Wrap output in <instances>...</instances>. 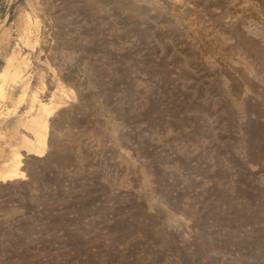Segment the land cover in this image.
<instances>
[{"label":"rangeland","instance_id":"1","mask_svg":"<svg viewBox=\"0 0 264 264\" xmlns=\"http://www.w3.org/2000/svg\"><path fill=\"white\" fill-rule=\"evenodd\" d=\"M14 52L0 264H264V0H0Z\"/></svg>","mask_w":264,"mask_h":264},{"label":"bare ground","instance_id":"2","mask_svg":"<svg viewBox=\"0 0 264 264\" xmlns=\"http://www.w3.org/2000/svg\"><path fill=\"white\" fill-rule=\"evenodd\" d=\"M24 33L26 34V32ZM24 37H23V40L25 39ZM18 60H19L18 55H16L15 52L11 56H9L8 59L6 58L7 66L4 68L3 71L0 72V101L4 99L6 101V98L8 99V94H7L8 90H6L5 83H7L8 81H10V83L11 81L16 82L18 81V79L20 80L24 76L23 66L25 64L24 61L26 60L23 59L21 62L17 63L16 65L15 61H18ZM24 87L23 88L25 91L27 87L26 86ZM31 100L35 104L38 101L37 95L35 93L32 95ZM3 106H5L4 103H3ZM56 107H59V106L58 105L56 106L54 104L52 105L48 103H43L42 101L39 104V108L36 114H33V111H34L33 107L30 110H28L27 112L28 115L26 116V118L22 116L23 114L21 116L17 114L19 117L17 119V116H16L17 120L15 122V125L11 127L10 129H8L9 123H7L8 126L7 128L5 127L6 130H4L3 122H2V121H5L3 119H5L6 117L4 118L0 116V121H1L0 122V140L3 141V143H1L0 141L1 143L0 144V180L9 181L13 179L23 178L25 176V171L22 170L23 162H22V154L20 152L22 148L23 150L25 149L29 154H33L35 156H43L45 154V152L47 151L46 149H48L47 148L48 135H49L48 118L51 116L52 113H54L53 111H54V108ZM1 113H2V110H1ZM21 127L25 129L26 131L30 132L32 134V137H29L28 135L23 134L20 131ZM12 140H17L18 143L12 144ZM4 142H5V145H2L4 144Z\"/></svg>","mask_w":264,"mask_h":264}]
</instances>
